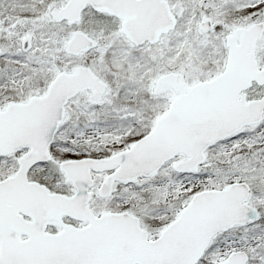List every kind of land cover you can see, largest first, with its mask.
I'll return each mask as SVG.
<instances>
[{"label": "snow or ice", "instance_id": "snow-or-ice-1", "mask_svg": "<svg viewBox=\"0 0 264 264\" xmlns=\"http://www.w3.org/2000/svg\"><path fill=\"white\" fill-rule=\"evenodd\" d=\"M0 264H264V0H0Z\"/></svg>", "mask_w": 264, "mask_h": 264}]
</instances>
